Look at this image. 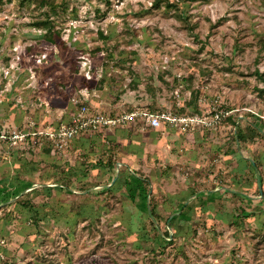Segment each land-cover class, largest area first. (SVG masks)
Listing matches in <instances>:
<instances>
[{"label": "rangeland", "instance_id": "374dc122", "mask_svg": "<svg viewBox=\"0 0 264 264\" xmlns=\"http://www.w3.org/2000/svg\"><path fill=\"white\" fill-rule=\"evenodd\" d=\"M66 1L53 44L33 25L40 11L0 5V264H264V137L235 141L237 125L264 131V0H186L185 24L158 0ZM81 104L200 123L154 130L126 118L90 128L109 138L46 153L53 142L36 140ZM239 156L254 173L238 171ZM63 170L72 183L60 192ZM185 199L174 235L166 220Z\"/></svg>", "mask_w": 264, "mask_h": 264}, {"label": "trees", "instance_id": "16d2710c", "mask_svg": "<svg viewBox=\"0 0 264 264\" xmlns=\"http://www.w3.org/2000/svg\"><path fill=\"white\" fill-rule=\"evenodd\" d=\"M13 0H0V5H3L5 3H11ZM185 2L186 0H175L174 2H171L170 0H158L156 2V6H160L162 4L165 5V8L170 11L173 10L174 16L175 18H177L178 21L182 22V23H187V17L185 16L184 13V7H185ZM21 6L25 7L29 4V6H33L34 10H38L40 11V15H38L40 18L35 21L33 23V25L40 31H42L43 33L41 34V38L43 40H45L47 43L49 44H53L56 42V38L61 37V32L59 31V20H61L60 18L63 16V14H66L67 12V8H66V0H20ZM106 3H109V1H106ZM189 28V25L187 26ZM190 29V28H189ZM111 56V55H110ZM36 70H38L37 72L41 71V67H35ZM40 70V71H39ZM257 75H259L260 79L264 82V76L263 74H259L258 72L256 73ZM262 93H264V90L261 91ZM191 99L190 101L187 103L189 106L190 105H194V113L200 114V108L198 106V98H197V93L196 92H192L191 94ZM78 104V102L76 103ZM147 111V110H146ZM151 114H154L150 111H147ZM228 112V111H226ZM167 113H171V112H167ZM173 114V113H172ZM160 115V114H158ZM175 115V114H174ZM194 115V116H196ZM227 120L231 121V117H229L230 115L227 114ZM225 118V117H224ZM135 125V124H133ZM155 130V129H154ZM236 137H235V141L238 142V145L241 146L243 144H247L249 141L251 140H256L259 137H264V131L262 130L261 127L257 126L256 124H251L247 127H242L240 125L236 126ZM93 134H102V137L105 139L108 137V135H106L103 130H99V131H95V130H87L82 132L80 135L77 136V138H82L85 136H92ZM47 137H39L38 140H36V143H38L39 145L43 144V141H45L44 139H46ZM109 138V137H108ZM46 148L44 149L46 153H53L55 154L56 152L59 154V152L61 153V151L63 152V150H67L69 146L65 147L62 150H58L54 147V145L48 144L47 146H45ZM239 160L237 161V169L240 173H242L244 170H248V172L254 173L253 172V167H257L258 163L255 160H250L247 157H243V156H239L238 158ZM100 162V161H99ZM108 166H113L115 164V162L112 161V159H108L107 162ZM100 168V167H95V169ZM88 170V169H87ZM65 171H61L60 177L54 182V184H57L59 186L55 187L56 190L58 191H63V188H67L69 184H71L72 180L71 177L68 175H66V173H64ZM84 172V171H83ZM87 174L84 175V173H82L81 175H76L77 179L79 180L80 178H84L86 177ZM20 179V178H19ZM9 179L6 180H2L0 182V186L2 188H4V186H6L7 183H9L8 181ZM138 181L141 182V180L139 179ZM83 182V181H81ZM21 181L16 185H20ZM52 188L54 187H42L40 190L43 194H45L46 196H50L51 192H52ZM35 191L36 189L32 190L31 192ZM192 196V194H191ZM22 198V200L18 201V202H22V205H24L25 207H28L29 209H32L35 213L34 216H37L38 211L36 210V207L32 204L29 203L27 201H25L26 199L24 198L25 195H21L20 196ZM19 197V198H20ZM16 201V203H18ZM187 200L185 199L181 204H179V207H181L180 210L181 213H173V215H169L166 223H167V227H172L174 229V235L178 234L180 232H182V226L180 225L181 221H186L189 220L188 218H184L183 215L185 214V211L187 212V210H189L192 207V204L186 203ZM181 205V206H180ZM42 207L45 205H41ZM156 207H152L150 209V212L147 213V217L150 220L151 226L153 228H156L154 220L157 217V211H156ZM85 213H79V215H82ZM141 219V216H138V220ZM39 221L40 219H36V221ZM136 232H145V227L143 225H139V229ZM167 237L169 238V232H166Z\"/></svg>", "mask_w": 264, "mask_h": 264}, {"label": "built area", "instance_id": "2783aa9c", "mask_svg": "<svg viewBox=\"0 0 264 264\" xmlns=\"http://www.w3.org/2000/svg\"><path fill=\"white\" fill-rule=\"evenodd\" d=\"M140 116L143 118L145 125L147 127L158 129L164 123H167L171 126H179L182 129H188L196 125L199 122V118L195 117H177L172 113H165L161 115L151 114L147 111L137 112L136 114H131L126 117L127 119ZM216 119L219 120L222 117V114L216 113ZM125 118V119H126ZM124 118H109L106 116H95L92 115L89 111V108L85 104L79 105L75 112L70 117L69 124H61L55 129L44 134L48 137L54 147L58 150L64 149L70 141L77 138L82 132L89 130L91 127L101 126H115L121 121L125 120Z\"/></svg>", "mask_w": 264, "mask_h": 264}]
</instances>
